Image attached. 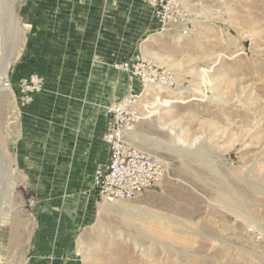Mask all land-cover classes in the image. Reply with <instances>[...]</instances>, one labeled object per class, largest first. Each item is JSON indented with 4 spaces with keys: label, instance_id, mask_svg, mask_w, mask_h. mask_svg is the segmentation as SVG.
Returning a JSON list of instances; mask_svg holds the SVG:
<instances>
[{
    "label": "rangeland",
    "instance_id": "rangeland-1",
    "mask_svg": "<svg viewBox=\"0 0 264 264\" xmlns=\"http://www.w3.org/2000/svg\"><path fill=\"white\" fill-rule=\"evenodd\" d=\"M11 2L18 25L7 67L13 91L0 94V152L6 158L0 154V165H7L0 184L14 179L18 185L0 211V262L264 264V0H180L183 16L164 32L154 12L145 20L129 55L141 52L174 74L176 99L159 102L126 138L160 155L169 174L135 199L116 202L129 212L115 215L109 212L115 203H105L92 188L75 189L56 178V164H33L32 180L12 164L16 150L8 141L15 137L8 132L14 134L25 109L17 102L18 75L30 70L44 77L42 92L52 103L76 93L57 83L63 74L73 81L72 68L53 67L54 86L44 70L18 68L27 48L40 57L42 38L38 44L31 37L39 22L30 0ZM2 7L0 64L1 25L9 12ZM128 83L129 89L136 85ZM185 93L197 101L187 103ZM57 114L65 116L55 106L45 112ZM47 152L34 149V160L56 158V151ZM40 168L46 174H38Z\"/></svg>",
    "mask_w": 264,
    "mask_h": 264
},
{
    "label": "crops",
    "instance_id": "crops-1",
    "mask_svg": "<svg viewBox=\"0 0 264 264\" xmlns=\"http://www.w3.org/2000/svg\"><path fill=\"white\" fill-rule=\"evenodd\" d=\"M30 4L39 22L31 37L42 38V50L37 57L33 49L27 48L18 68L44 70L49 86H54L53 67L72 68L73 81L63 74L57 83L63 89L72 85L69 91L76 97L57 98L52 103V96L44 92L34 96L14 134L8 132L15 137L8 141L10 149L16 150L12 164L22 169L28 180H32L33 164H56V178L68 182V187L90 189L95 169L109 158L103 136L113 120L106 109L129 91L128 75L114 68L113 63L130 56L136 45L134 38L143 36V24L146 19L151 21L153 11L142 0H30ZM30 73L16 76L15 83ZM53 106L63 110L65 116L47 117L45 112ZM42 148L49 154L56 151V158L34 160V149ZM38 171L43 175L47 170Z\"/></svg>",
    "mask_w": 264,
    "mask_h": 264
},
{
    "label": "built area",
    "instance_id": "built-area-1",
    "mask_svg": "<svg viewBox=\"0 0 264 264\" xmlns=\"http://www.w3.org/2000/svg\"><path fill=\"white\" fill-rule=\"evenodd\" d=\"M152 7L162 31L182 18L180 0H144ZM117 69L129 77L128 93L118 102L107 107L112 125L103 139L109 158L98 166L93 174L92 189L109 204L135 199L146 190L157 186L168 174V164L158 154L138 149L127 141V132L137 124L148 120L161 101L174 102L171 89H176V78L162 65L141 52H135L117 65ZM45 89V80L39 74L30 73L16 84L18 106L26 108L34 96ZM184 100L197 101L185 93Z\"/></svg>",
    "mask_w": 264,
    "mask_h": 264
},
{
    "label": "bare ground",
    "instance_id": "bare-ground-1",
    "mask_svg": "<svg viewBox=\"0 0 264 264\" xmlns=\"http://www.w3.org/2000/svg\"><path fill=\"white\" fill-rule=\"evenodd\" d=\"M0 3H1V5L3 7L7 6V8H9L8 9L9 12L5 16V19H4L5 22H4V24L1 25V31H3V35H4V41H3V46H4V54L3 55H4V57H3L2 63L0 64V94H1L3 91H5V92H7L8 90L11 91V92L13 91L11 86L8 83V70H7V67H8V65L10 63V58H11V55H12V52H13V49L11 47V42H13L14 39H15V31H16V28H17V25H18V23H17L18 20H17V17H16V12H15V10L13 8V5H12L13 2H11V0H0ZM152 61H154V60H152ZM154 62H156V61H154ZM182 92L178 91V93H182ZM182 96H185V95H182ZM178 145L185 146L186 143L183 140H178ZM0 154L4 158L3 161H6V158L3 155L4 153L0 152ZM166 163L168 164V162H166ZM6 168H7L6 162H5V166L3 164L0 165V174L1 173H5L6 172ZM17 185H18V183L14 179H9L3 185L0 184V187H2V189L0 190V195L2 194V196H3V199L0 201V211L4 208V206L6 204H10L11 203V200L13 199V196H14V193H15ZM105 203H107V202H105ZM103 209H105V207H103ZM109 212L111 214L115 215V214H126L129 211H127L126 208L121 207L120 204L115 203V205L111 206V210ZM0 214H1V212H0ZM0 227H1V220H0ZM142 251L144 253V252H146V249L143 248ZM0 255H2V254L0 253ZM0 264H6V263H5V261H3V262L1 261Z\"/></svg>",
    "mask_w": 264,
    "mask_h": 264
}]
</instances>
